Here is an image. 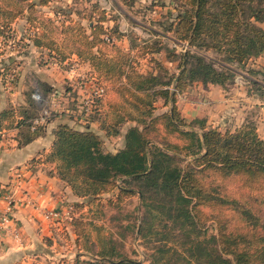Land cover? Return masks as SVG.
Wrapping results in <instances>:
<instances>
[{
	"label": "trees",
	"instance_id": "16d2710c",
	"mask_svg": "<svg viewBox=\"0 0 264 264\" xmlns=\"http://www.w3.org/2000/svg\"><path fill=\"white\" fill-rule=\"evenodd\" d=\"M132 1L122 0L124 4ZM178 1L183 9L175 14L167 29L174 40H185L187 48L179 53L164 52L166 60L175 61L176 72L162 79L158 72L166 71L164 65L150 58L154 73H141L128 63L124 64L126 69L117 73L115 85L126 91L133 106L140 110L137 118L101 98L105 86L97 78L102 73L104 79L113 81L110 66L105 63L98 69L89 68L103 91L94 98L98 105L88 118L96 122L104 138L122 135V146L114 152L106 151L102 137L88 126L76 129L59 122L52 129L50 150L43 160L55 162L58 177L76 197L89 198V203L102 193L112 192L116 201L135 193L142 207L138 235L151 232L155 222H162L164 228L180 231L179 236L187 243L182 249L196 264H264V139L250 119L232 131L219 130L207 125L204 118L186 121L175 108L176 95L192 83L230 85L236 69L264 51V30L257 25L264 21V0ZM47 3L48 0H39V4ZM33 7L31 0H0V35L21 14L29 22ZM90 16L89 32L84 38L87 47L94 48L89 52L88 63L94 55L98 56L99 45L109 44L119 50L116 41L123 36L116 28L104 26L103 9L93 5ZM43 34L46 38L49 33ZM50 40L42 42V49L60 65L68 56ZM32 44L40 45L35 40ZM144 48L142 57L162 51L156 43ZM126 51L132 52L129 48ZM206 51L218 54V66L202 53ZM252 84L264 95V87ZM48 85L42 81L43 94L48 92ZM158 100L161 106L168 105V110L145 120ZM47 101L41 95L35 101L29 93L18 107L0 108V131L15 129L18 146L42 136L45 123L35 124L33 120ZM155 119H161L164 133L174 136V140L160 135L153 124ZM128 122L121 134L120 129ZM31 162L28 161L29 166ZM81 201L70 204L68 225L76 238L84 235L85 228L78 213L86 205ZM203 206L209 208V213L200 216L203 215V222L213 221L215 234L193 240L188 232L200 234L195 217ZM155 250L160 255L169 252L176 258L183 251L175 246ZM116 254L113 246L101 248L86 264H140L121 255L113 259Z\"/></svg>",
	"mask_w": 264,
	"mask_h": 264
},
{
	"label": "rangeland",
	"instance_id": "374dc122",
	"mask_svg": "<svg viewBox=\"0 0 264 264\" xmlns=\"http://www.w3.org/2000/svg\"><path fill=\"white\" fill-rule=\"evenodd\" d=\"M31 2L34 5L31 20L27 22L21 14L0 35V98H26L29 93L37 95L38 98L40 95L44 98H56L53 105L51 99H48L39 111H46L47 120L61 115L73 125L83 126L84 119H87L98 105L94 103L86 109L84 99L81 100L92 96L97 86L89 68L93 66L98 69L105 63L110 66L114 78L113 81H108L102 73L101 77L97 78L98 82L105 86L101 98H104V102L115 104L120 112L137 118L140 110L133 106L127 92L115 85L117 73L127 63L141 73H154V63L150 58H156L165 65L166 71L158 72L163 79L166 74L176 72L175 61L164 60V52L173 50L179 53L187 48L185 40H174V35L167 29L175 14L183 9L178 0H133L131 4H124L122 0H48L46 5L39 4V0ZM93 5L105 11L104 26L119 30L123 34L119 42H124L126 49L129 48L132 52L128 53L118 44L119 50L109 44L99 45L98 56L94 55V60L88 63L89 52L93 51L94 46L91 49L87 47L85 35L89 32L87 20L91 17ZM47 19L56 28H52ZM257 25L264 30V21L258 22ZM43 33L49 34L45 38ZM50 39L68 56L60 65L42 49V42H50ZM33 40L40 45L34 46ZM153 43L159 45L161 53L140 56L144 46ZM72 52L79 53L78 57L71 54ZM202 53L218 66V54L212 51ZM263 54L264 51L258 57L248 60L243 68H237L234 76H239L240 81H248L250 88L255 86L253 82L259 85L257 80L264 82V65L257 61ZM42 81L49 84L46 94L42 91ZM154 104L151 115L145 120H152L160 112L168 110V105L161 106L159 100ZM175 108L178 111L177 105ZM178 114L182 117L179 111ZM153 124L160 135L175 139L174 136L164 133L161 119H155ZM102 146L107 151L104 142ZM113 149L117 147L113 146ZM88 199L80 198L76 201L82 200L81 202L86 204L78 212L85 222V228L82 237L73 239V264H86L97 251L109 246H113L117 252L113 259L121 255L140 264H196L185 249H182L186 248L187 243L179 236L180 231L164 228L162 222H155L151 232H144L143 236L138 235L137 225L142 207L135 193L117 201L112 192L102 193L90 203L87 202ZM208 213L209 208L203 206L197 214L198 218L195 217L200 234L188 232L193 240H202L215 234L213 221L203 222V215L200 216ZM168 246L183 250L181 256L176 258L169 252L162 255L160 252L156 253L155 248L164 249Z\"/></svg>",
	"mask_w": 264,
	"mask_h": 264
},
{
	"label": "crops",
	"instance_id": "0c3cea01",
	"mask_svg": "<svg viewBox=\"0 0 264 264\" xmlns=\"http://www.w3.org/2000/svg\"><path fill=\"white\" fill-rule=\"evenodd\" d=\"M116 44L126 49L124 42L117 41ZM257 61L264 65V54ZM247 82H234L225 87L194 82L176 95L175 105L186 121L204 118L207 125L218 127L219 130L232 131L244 120L250 119L258 135L264 139V95H261L257 86L250 88ZM257 82L264 87L263 80ZM48 99L53 105L56 98ZM23 103L24 98H0V108ZM59 122L76 129L88 126L102 137L107 151L114 152L116 149L113 146L118 149L123 144L122 135L104 138L96 122L89 118L84 119L83 126H76L61 115H56L45 122L42 136L21 146L17 145L15 129L1 130L0 186L12 180V169L18 167L20 179H17L13 189L21 202L12 214L20 239L17 241L5 237L0 242V264H53L54 261L58 264H73L75 235L71 227L64 220L50 221L41 215V210H66L71 203L80 200L56 174L55 162L43 160L44 154L50 150L52 129ZM129 124L125 123L120 129L121 134Z\"/></svg>",
	"mask_w": 264,
	"mask_h": 264
},
{
	"label": "built area",
	"instance_id": "2783aa9c",
	"mask_svg": "<svg viewBox=\"0 0 264 264\" xmlns=\"http://www.w3.org/2000/svg\"><path fill=\"white\" fill-rule=\"evenodd\" d=\"M233 82L239 83V76H234ZM102 88L96 86L93 95L89 96L88 98H81L84 99L83 103L85 108L88 109L94 104V98L100 96L102 94ZM31 97L38 101L37 95L31 94ZM43 112V113H42ZM38 114V116L33 120L35 124H42L45 121L46 111H42ZM19 168L13 170L14 174L12 175V180H9L7 183L0 186V242L5 237H10L13 240H19L20 235L19 232L16 230L13 220L12 214L16 207L20 204L21 199L14 193L13 185L16 183L17 179H20V171ZM70 205L67 207L66 210L62 209H44L41 210V215L50 220V221H57V220H64L65 222H69L70 216Z\"/></svg>",
	"mask_w": 264,
	"mask_h": 264
}]
</instances>
